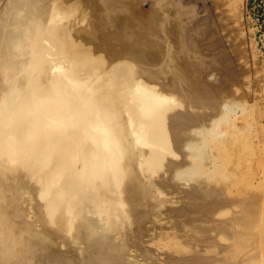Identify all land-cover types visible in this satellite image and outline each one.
I'll use <instances>...</instances> for the list:
<instances>
[{"label":"bare ground","instance_id":"bare-ground-1","mask_svg":"<svg viewBox=\"0 0 264 264\" xmlns=\"http://www.w3.org/2000/svg\"><path fill=\"white\" fill-rule=\"evenodd\" d=\"M150 5L141 26L121 0H0V264H264L240 226L234 262L198 246L234 202L177 183L219 171L235 115L188 114L208 91L170 4Z\"/></svg>","mask_w":264,"mask_h":264},{"label":"rangeland","instance_id":"rangeland-1","mask_svg":"<svg viewBox=\"0 0 264 264\" xmlns=\"http://www.w3.org/2000/svg\"><path fill=\"white\" fill-rule=\"evenodd\" d=\"M121 1L126 4L128 12L133 14L135 20L141 26L149 22L152 17V6L150 5L152 0ZM167 4H170L174 11L175 17L172 18L175 19H171L175 24L177 23L176 25L181 29L182 34L184 33L186 49L189 55L191 54L193 57L190 56L193 61L191 62L195 65V71L198 70L197 72H199H196L199 83L208 91L200 103L187 108L188 114L195 118L200 115L198 118H201L204 113L206 115H215L216 113V117L218 115L222 117L231 109L229 120L232 119V114L235 115L231 120L234 122L233 131H235L236 136H239L237 140H240L242 144L240 142L236 143V140L234 143L232 142L233 144L231 143L232 145L223 143V148L221 146V148L215 147L214 149L213 147L211 149V155L215 156V159L217 158L216 166L217 168L219 166V171L216 172L219 175L210 168L214 176L208 173L206 177L203 174V177H201L202 175L199 176L198 179L200 180L197 179L195 182L189 180L186 182L187 185L183 184L182 181L176 182L181 189L183 188L184 192H193L192 194L197 196L202 194V198L205 200H207L206 197L209 200L216 197L219 200L228 199L234 202V208L233 206L230 208L231 212L227 208V211L230 212L227 213L230 215L226 213V217H223L224 221H222L224 223L210 222V225L208 224L209 228H216V231L211 230L209 235L201 233L200 237L195 234L198 240L205 241V244L203 242L205 247L204 245L201 247L202 242L196 240L199 242L198 246L204 249H201L203 255L213 257L215 253L214 257H223L225 261L234 262L236 260L234 258L236 248H238L235 231L239 229V226L243 233L246 231V237L250 239L245 248L246 253L244 251L245 256L249 257L250 250H252L251 255L255 253V244L259 240L264 244V219L261 216L258 219L259 217L256 215V209L260 210V208H257L258 205L264 203V0H167ZM213 103L217 105L212 106ZM221 104H226L229 108L222 109ZM220 117L218 119H221ZM195 118V122L199 120ZM220 123L223 124L221 121ZM220 123L215 125V128L227 133L231 128L229 125L232 123L223 124L224 126H221ZM187 133H184L187 138L190 137L194 140L200 138L195 136L198 135L197 133L195 135ZM227 137L224 135L225 139ZM216 148L220 150H216ZM237 151L239 152L237 153ZM188 152V150L182 149L181 153L177 154L180 158L183 157V162L187 164L191 161H185L188 160V158H185ZM239 154H243V156ZM177 156L173 155L174 158ZM204 172L207 174L206 171ZM188 183L193 185L191 186ZM199 184L203 187H200ZM195 185L199 187L197 186V188ZM192 187H196L197 190H193ZM215 187L220 190L217 191ZM200 188H203V191L200 192ZM178 196L167 194L163 198L166 200L172 199L174 202ZM167 203L169 204L170 201ZM237 204L239 205L237 206ZM230 216H233V219ZM215 223L220 224V226H214ZM224 227L226 229H223ZM234 227H236V230ZM219 228L228 232L227 239L222 238L221 233L220 235L217 234V230L220 231ZM205 239L209 243L208 245ZM197 242L196 244H198ZM210 243H213L215 247ZM198 246H194V253L198 252ZM159 251L168 257L166 260L170 264L180 262H176V260H179V255L173 249ZM193 252L186 250V255L191 256ZM174 253L177 255H174ZM172 260H175L176 263Z\"/></svg>","mask_w":264,"mask_h":264}]
</instances>
